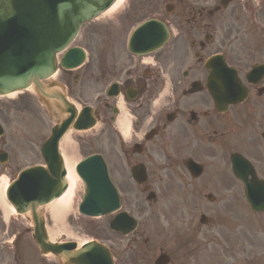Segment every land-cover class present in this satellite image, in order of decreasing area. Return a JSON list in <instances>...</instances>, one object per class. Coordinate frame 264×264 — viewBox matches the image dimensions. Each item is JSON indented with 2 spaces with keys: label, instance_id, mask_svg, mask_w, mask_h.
<instances>
[{
  "label": "flooded vegetation",
  "instance_id": "af4514ba",
  "mask_svg": "<svg viewBox=\"0 0 264 264\" xmlns=\"http://www.w3.org/2000/svg\"><path fill=\"white\" fill-rule=\"evenodd\" d=\"M257 4L259 0H176L173 17H164L175 38L153 63L130 53L124 41L135 21L144 20L143 12L118 14L97 32L110 35V57L97 62L92 73L60 75L73 100L94 102L96 146L109 157L113 174H130L133 165L144 164L148 180L142 186L151 190L150 174H158L177 205L202 208V214L212 215L214 225H241L240 219L224 220L243 197L241 184L227 176L234 174L233 164L239 174H248L242 164L246 160L264 179V78L255 84L246 77L247 67L264 63ZM216 52L248 88L246 99L228 105L224 113L216 110L206 89L205 63ZM5 148L6 142L0 153ZM192 161L202 172L186 167ZM3 171L0 168V174ZM212 181L217 192L207 196L204 191ZM209 241L219 243L214 234Z\"/></svg>",
  "mask_w": 264,
  "mask_h": 264
},
{
  "label": "water",
  "instance_id": "95a60500",
  "mask_svg": "<svg viewBox=\"0 0 264 264\" xmlns=\"http://www.w3.org/2000/svg\"><path fill=\"white\" fill-rule=\"evenodd\" d=\"M110 1L0 0V94L30 85L41 88L42 82L54 71V52L71 39L85 19L106 7ZM53 144H55L54 137L43 144L42 154ZM49 156L44 157L46 162ZM53 157V155L50 156L51 161H55ZM98 158L100 160L96 157L87 158L79 167V174L89 189L86 193L87 203L84 210L93 214L105 213V210L111 208V206L108 207L111 201L108 199L111 191L104 194L105 200H93L100 193V189L93 188L92 174L89 175L90 165L96 164L99 170L97 175L102 176L104 173L106 183L109 182L104 162L100 157ZM57 175L59 174H57L56 164L47 162V169L42 167L27 169L11 186L12 191L20 190L18 191V203L17 200L9 198L10 201L18 212H29L34 215L33 237L41 239V245L42 240L45 242L46 236L40 213L35 211L36 205L48 190L54 189H50L49 177L55 179ZM37 178L41 181L39 183L40 192L30 187L32 180L35 181ZM103 188L108 189L109 185H103ZM251 194L255 195L248 191L247 197L252 207L255 208L253 205L255 199L251 198ZM64 248L49 245L46 249L60 252L68 262L76 264L82 262L87 253L88 257L94 254L102 255L106 264H112L107 249L102 245L91 243L74 252Z\"/></svg>",
  "mask_w": 264,
  "mask_h": 264
},
{
  "label": "rangeland",
  "instance_id": "374dc122",
  "mask_svg": "<svg viewBox=\"0 0 264 264\" xmlns=\"http://www.w3.org/2000/svg\"><path fill=\"white\" fill-rule=\"evenodd\" d=\"M112 16V14H111ZM110 16V17H111ZM97 22V21H96ZM264 56V51L262 52ZM91 58V56H90ZM27 94V93H26ZM30 95V94H29ZM15 96V95H14ZM15 100L21 101L24 100L25 96L16 95ZM31 97V96H30ZM29 97V100L32 98ZM8 99V98H6ZM4 99V100H6ZM8 100L9 102H15ZM24 102L25 105L33 106L36 109L37 114V135H36V143L42 141L43 137L46 135L48 128L51 126V120L48 118L47 113L41 107L39 104H35L34 102ZM5 116V115H4ZM32 115L27 118L25 117V109L23 108V113L18 114L17 118L13 116L12 112L7 113V118L5 119L7 128L9 130V135L7 134V138H12L11 134L12 131L16 132L17 134L20 132V129H22L23 139L24 141L28 139L30 140L31 134H30V128H32L33 124L35 123L34 120L31 122ZM36 124V123H35ZM7 130V131H8ZM12 145H14V142H12ZM25 149V147H23ZM35 151V146L32 149ZM12 157H15V155H12L10 158V162L6 167V170L8 174H14L16 169H13L11 167L12 165ZM77 158L81 157L80 154L76 156ZM75 158V159H77ZM40 160V158H39ZM15 164H18V167L24 166L27 163H30L33 160H31L30 153L23 154V156L20 158L19 162L18 159L15 160ZM121 175L124 178V181L121 177ZM119 174L118 177L120 179V184L123 188V190H127L129 192V188H132L135 190L134 186L129 182L128 178V184L126 183V177L123 174ZM116 178V176H115ZM206 179V177H205ZM207 180V179H206ZM76 184H80V181H76ZM204 192H217V187L215 183L213 182V185H208ZM162 190V194H165V189L163 185L160 186ZM81 196V189L79 197L76 195V197L73 199V203L71 208L68 210L67 214L63 217L61 222H55L53 218L49 215V213H46V222L47 227L53 229L56 233V240L60 241H77L78 243H81L85 240L93 238H97L98 240H101L105 243H108L113 247L114 253H115V259L117 264H153L154 258L157 256L159 249L162 248L165 251L172 250L173 253H171L174 256V262L175 264H214L212 261H217V264H223L221 256L219 258L215 255L214 257H210V251L213 249V251L218 250L217 245H213L208 247L207 249H201L199 254H196V257H183V251L177 250V242H178V236L180 234H185L187 236H191L193 233V229L195 224L198 223L197 216L194 218V226L189 227L186 230H182V223L180 221H173L171 218L165 221H162V218L165 216H173L174 214L166 213L161 211L159 208L155 213L152 208L147 206V203L144 200V197L142 194H140L139 198L135 199L132 198L130 200H127L128 207L130 208V211L139 217L141 221L143 222V225L140 227L139 231L144 232L142 235H138V239L140 244L142 245L143 238L145 236H148L151 238L150 245L149 246H135L132 248L133 245V237H119L114 232H111L107 228V221L108 217L101 218V219H86L81 217L80 214L77 213V204L79 202V198ZM160 205V204H159ZM157 206L153 207L156 208ZM222 213V211H220ZM158 214V216L156 215ZM240 215L242 218L244 217L245 220L249 221L246 225H243L241 227L236 228L237 231H241V240L244 243V248L246 249L244 252L240 253L243 260L246 258V260H249L251 257L254 258L253 262L251 264H260V258L264 255V229L262 230V225L264 227V223L261 222L259 217L253 216L249 211L243 210V207H240ZM183 214L180 216L182 218ZM145 222V224H144ZM27 223L22 224V228H26ZM202 229L208 230L212 229V231L215 232V234L220 237L224 244V236H232L234 226H222V227H216L212 226H201ZM94 235H93V234ZM93 235V236H92ZM239 235H236L234 239L236 240V237ZM28 235L27 233H24L22 235V241H28ZM228 244L230 243V239H228ZM237 244V240H236ZM30 246V245H29ZM224 246V245H223ZM23 247H25V243H23ZM32 250L33 247L30 246ZM29 248H24L26 251V258H23V261L28 264V260L32 264H37V262H34L30 259V250ZM257 256V257H256ZM260 257V258H259ZM10 259V257H8ZM263 260V258H262ZM51 264V263H50Z\"/></svg>",
  "mask_w": 264,
  "mask_h": 264
},
{
  "label": "bare ground",
  "instance_id": "6f19581e",
  "mask_svg": "<svg viewBox=\"0 0 264 264\" xmlns=\"http://www.w3.org/2000/svg\"><path fill=\"white\" fill-rule=\"evenodd\" d=\"M122 0H116L105 12H103L102 16H109L111 13H113L118 5L120 4ZM60 148L62 151L64 164L66 168V178L68 181L67 189L64 191V193L58 197L57 199L51 201L48 205H46V209L49 212V215L53 218L55 222H61L65 214H67L68 210L72 206V201L74 197L76 196V174L74 171V158H77L74 151H75V145L70 140L69 135H65L62 139V142L60 144ZM7 181H3L2 186H0V205L2 206V209L4 211L5 217H7L9 214H13L14 210L6 203L4 202L2 198V192L3 188L6 185ZM48 231V237L50 241H55L56 233L51 228H47Z\"/></svg>",
  "mask_w": 264,
  "mask_h": 264
}]
</instances>
